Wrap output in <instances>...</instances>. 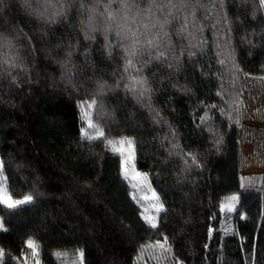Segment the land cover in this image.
I'll return each instance as SVG.
<instances>
[{"label":"trees","instance_id":"trees-1","mask_svg":"<svg viewBox=\"0 0 264 264\" xmlns=\"http://www.w3.org/2000/svg\"><path fill=\"white\" fill-rule=\"evenodd\" d=\"M49 3L50 7L40 8L45 18L68 10L74 27L44 24L26 14L19 0H5L0 6L7 21L0 54L4 61L0 66V160L10 195L33 196L30 204L15 210L0 205L6 229L0 230L3 264H25V256L32 255L24 247L29 239L38 245L40 264H81V251L83 264H176L177 259L183 264H264V187L244 191L239 163L246 85L241 77L242 54L249 50L243 38L256 28V22L249 16L247 24H242L237 6L227 2L221 9L212 0H201L203 7L178 11L181 20L176 25L187 17V27L182 34H172L171 43L196 45L191 50L197 55L190 60L185 52L179 72L150 64L144 74L154 90L150 101L145 97L141 102L123 87L120 48L113 49L112 57L103 48L108 41L116 44L115 32L105 40L98 31L96 39L89 41L80 30V20L88 15L102 27L104 2L94 13L78 12V4ZM7 28L20 29L22 34L7 35ZM43 28L55 30L49 44L38 39ZM57 39L65 45L53 53L60 60L68 45L78 44L71 59L80 72L73 75L72 84L64 78L61 65L49 58ZM8 42L23 57L16 68L9 67ZM85 51L90 53L88 63ZM259 51L264 48L253 49ZM190 68L204 88L201 98L197 87L185 79ZM13 76L16 83L11 82ZM100 79L110 90L98 97L93 109L79 107ZM147 103L164 119L156 122ZM86 112L93 123L88 134L96 137L92 140L81 132L88 124L82 118ZM125 136L135 142L136 168L149 179L166 209L159 213L162 219L156 229L145 223L131 184L123 176L122 158L107 144L109 139L115 143ZM165 236L170 253L148 250L157 241L163 243Z\"/></svg>","mask_w":264,"mask_h":264},{"label":"snow or ice","instance_id":"snow-or-ice-1","mask_svg":"<svg viewBox=\"0 0 264 264\" xmlns=\"http://www.w3.org/2000/svg\"><path fill=\"white\" fill-rule=\"evenodd\" d=\"M4 2L5 0H0V6H2ZM56 2L61 5L68 3L70 6L78 4L77 11H83L86 13H94L96 8L104 2V20L102 27H97L96 24L93 23L92 15H88L86 18L80 20V30L84 33L85 39L89 41H94L96 39L94 33L98 31L104 34L105 40H108V36L115 32L117 37L116 44L108 41V43L103 45V48L109 57H112L114 48L117 46L120 48L121 59L124 62L123 72L121 73V79L125 81L123 87L126 91L131 92L141 102H143L145 97H147L150 101L151 94L154 90L153 84L150 83V77L144 74V70L148 68L150 64L156 62L157 67L167 68L169 70L175 68V70L179 72L181 68L180 58L185 55V52H187L190 60L192 57L197 55L195 51L191 50L192 48H195L196 45H175L171 43V39L172 34H182L187 27V17H185L183 22L178 26L176 25L175 22L181 20V17L177 15V12L184 9H197L199 7H203L204 5L201 3V0H91L90 8L88 6V0H56ZM226 2L237 6L236 15L241 19L242 24H247L249 16L252 21L256 22V28L252 32H246L243 38L249 45V55L253 54V49L264 48V0H212L213 5H218L221 9L225 7ZM114 4L116 5L115 9L113 8ZM41 5H44L45 8L51 6L49 0H19V6L26 14L42 20L44 24L61 23L67 25L68 27H74L70 23L68 10H65L63 13L57 10L45 18L44 11H40ZM143 5L147 6L144 7ZM4 11L5 9L0 7V54L3 53L6 43L5 24L7 21L4 20L2 15ZM118 15L120 17L119 20L117 19ZM193 15H195L194 11ZM56 16H59L60 19H54ZM6 31L7 35H12L13 31L21 33L20 29L13 28H7ZM54 33V29L49 30L47 28H43L38 39L40 41H44L45 44H49L50 38L54 37ZM7 46L12 53L9 67L16 68L22 63L23 57L15 45L8 42ZM64 47L65 45L62 40L57 39L56 43L49 51V58L55 60L61 65L64 70V78L69 84H72L73 75L78 76L80 72L79 66H77L71 59L74 55L72 49L78 47V44L68 45V51L64 53V59L60 60L59 57L57 55H53V53H55L57 49L62 50ZM87 47L88 46L86 45L85 48ZM177 47L180 48L178 53L176 51ZM35 50L36 49H33V51ZM82 54L85 56V63H88L91 59L90 53L85 51ZM230 55L234 56V50H232ZM219 62L224 64V60H220ZM3 63L4 61H0V66H2ZM192 63L195 64L196 61H192ZM8 74L11 75V73ZM0 75H2V73H0ZM155 76L156 72L152 71V77ZM172 78V72L169 71L167 79L171 80ZM92 79H95V77H92ZM261 79H264V76H262ZM11 82H17L15 76L12 77ZM119 86L120 84L117 83V87ZM167 86L168 85H165V87ZM171 87L178 88L180 86L177 84H171ZM106 90H110L106 82L102 79L97 80L93 94L89 96L88 99L79 107L88 108L89 110L93 109L97 104L98 97L104 95ZM182 90L186 92L189 89L183 88ZM219 94L220 93H217V95ZM145 107L149 108L150 114H152V118L156 122H160L164 119L160 112L154 109L150 103L145 104ZM207 107H215V105H208ZM82 118L89 120V128L93 127L89 113H84ZM199 119L202 123L204 122V117H200ZM172 131L173 136H175V129ZM81 132L85 139L92 140L96 138L88 135L84 131L83 126L81 127ZM98 135L103 137L104 133L99 131ZM115 143H119L120 145L127 144L132 149L129 156L134 159V140L125 136L122 137L120 141ZM217 143H219V141H217ZM107 144L110 146V150H112L114 154H120L123 157L122 152H118L117 149L111 148L114 141L109 139L107 140ZM192 162L194 164L196 163L195 156L192 157ZM127 163V159L121 160L122 172L125 179H128ZM3 170L4 162L3 160H0V172ZM136 175L139 176L141 174L137 173ZM156 199L158 201L156 207L157 216L144 218L145 223H147L152 229H156L158 227L157 221L162 219L159 217V213L166 212L164 204L159 202L158 197ZM32 200V195H25L23 199H14L11 195H0V205H3L9 210L18 209L22 205L31 203ZM0 229H3L2 224H0ZM162 231L163 229H161V233ZM156 244L166 253L171 252V245H169L167 236L164 237L163 243L157 241ZM165 245L169 246L166 248ZM24 247L32 250L31 254L33 257H37L39 255L38 245L33 240H27ZM3 258L4 251L3 249H0V264H3ZM25 259H27L26 256ZM80 260L81 264H83V251L80 252ZM36 264H39L38 259L36 260ZM176 264H183V262L177 259Z\"/></svg>","mask_w":264,"mask_h":264},{"label":"rangeland","instance_id":"rangeland-1","mask_svg":"<svg viewBox=\"0 0 264 264\" xmlns=\"http://www.w3.org/2000/svg\"><path fill=\"white\" fill-rule=\"evenodd\" d=\"M242 58L241 77L246 85L243 99L244 118L239 127L240 187L244 191L262 190L264 187V79L261 77L264 76V67H262L264 66V51L253 52L252 55H249L248 51H244ZM187 72L185 79L197 87L201 98L204 88L199 83L197 72L194 68H190ZM86 123H89V120ZM84 131L89 134V131L93 130L87 124ZM111 148L122 152L123 157L120 154L119 156L122 159H127V180L131 184L132 197L139 204L143 218L157 216L158 201L156 198L159 196L152 188L149 179L136 168L135 156L134 159L129 156L132 149L127 144L120 145L119 143H114ZM137 173L141 175L137 176ZM0 195H10L7 178L3 171L0 172ZM233 198L237 199L236 196L230 197V200L233 201L232 204L235 202ZM159 202H161L160 199ZM0 224L3 225L1 219ZM148 250L155 254L157 251L161 252V248L157 245L151 246ZM37 259L38 256L30 255L25 259V264H36Z\"/></svg>","mask_w":264,"mask_h":264}]
</instances>
